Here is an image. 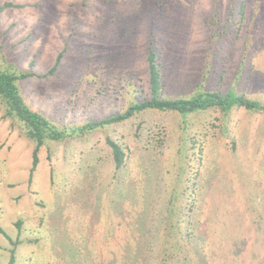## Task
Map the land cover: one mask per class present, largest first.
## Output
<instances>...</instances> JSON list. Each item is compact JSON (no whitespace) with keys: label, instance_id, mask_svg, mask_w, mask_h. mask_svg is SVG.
Returning a JSON list of instances; mask_svg holds the SVG:
<instances>
[{"label":"rangeland","instance_id":"374dc122","mask_svg":"<svg viewBox=\"0 0 264 264\" xmlns=\"http://www.w3.org/2000/svg\"><path fill=\"white\" fill-rule=\"evenodd\" d=\"M5 6L0 66L34 74L20 93L60 127L149 99L151 47L165 97L202 86L264 104V0ZM4 115L0 100V264H264V113L147 111L43 146L33 175L35 144ZM108 137L126 152L120 170Z\"/></svg>","mask_w":264,"mask_h":264},{"label":"trees","instance_id":"16d2710c","mask_svg":"<svg viewBox=\"0 0 264 264\" xmlns=\"http://www.w3.org/2000/svg\"><path fill=\"white\" fill-rule=\"evenodd\" d=\"M6 7L8 6L0 7V11ZM146 61L150 76L151 97L149 99L143 102L134 101L125 112L113 115L106 120L89 122L82 126L74 127H60L51 122L44 115L32 110L26 104L20 93L18 81L29 78L34 75L33 73L8 71L0 66V100H2L5 106L4 116L18 121L24 128L27 138L35 144L32 156V175L39 165V153L43 146L55 142H64L69 138L88 135L97 129H103L109 125L128 121L135 115L147 111L175 112L183 117L212 109L221 110L225 114H230L234 108L264 113V104L258 100H253L247 98L245 95L238 94L235 91L221 93L219 91L204 90L201 86V88H198L193 95L189 97H165V75L162 73L158 53L153 47L149 48ZM57 63L49 71V74H52L56 70ZM107 144L111 148L116 170L122 169L126 159L124 148L111 137L107 138ZM125 219L127 220V217H125ZM20 224L21 222L18 223V226H20ZM164 226L165 225L160 226V232L163 231ZM174 227L175 226H171V229L173 230ZM176 228L179 234L181 232V226ZM176 241L177 243L174 245V249H181V245L178 243L179 239ZM165 243L168 244V242ZM174 255L175 252H171L166 259H172ZM14 263L15 257L13 255L9 264Z\"/></svg>","mask_w":264,"mask_h":264}]
</instances>
